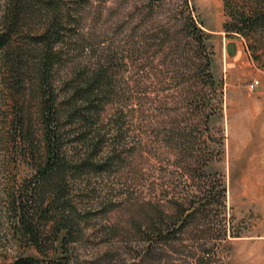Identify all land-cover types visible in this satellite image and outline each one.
I'll use <instances>...</instances> for the list:
<instances>
[{
  "label": "rangeland",
  "instance_id": "obj_1",
  "mask_svg": "<svg viewBox=\"0 0 264 264\" xmlns=\"http://www.w3.org/2000/svg\"><path fill=\"white\" fill-rule=\"evenodd\" d=\"M231 2L58 0L62 13L73 16L69 29L79 38L67 35V43L60 45L64 57L62 65L54 68V86L68 84L75 67L92 69L100 61H109L110 73L120 87L115 101L120 99L135 109V103L146 98L156 111L145 116L126 113L120 123L130 143L128 158L103 175H91L74 193V202L89 214L83 216L80 242L66 248L68 255L59 259L61 251L56 250V235L50 229L40 253L3 220L0 264H21L27 257L41 264L54 260L65 264L67 260L70 264H264V49L253 50V40L226 30L236 9ZM188 17L209 36L212 72L223 93L222 115L211 125L215 142L207 144L214 162L205 170L206 176L198 178L169 141V135L180 131L176 128L180 120L174 118L177 115L165 117L159 103L168 93L166 72L174 65L171 46L178 44L180 50L188 43L182 32ZM80 41H85L82 53L74 44ZM162 43L161 49L156 46ZM230 43L237 46L234 57L227 52ZM147 74L151 78L139 85ZM31 108L33 118L38 119V107L33 104ZM115 109L110 106L105 115L109 125ZM36 128L40 130V124ZM2 132L0 139H5L8 135ZM141 139L150 143L148 157L141 158L135 151V142ZM21 151L10 147L0 155V181L5 189L21 190L35 176ZM216 172L226 188L225 207L216 190L212 191ZM193 185L204 193H197V205L205 204L208 210L204 208L191 221L171 202L181 197L192 201L186 193L193 189L190 195H196ZM140 226L144 232L152 226L155 233L147 240L139 234ZM156 230L165 232V240Z\"/></svg>",
  "mask_w": 264,
  "mask_h": 264
},
{
  "label": "trees",
  "instance_id": "obj_2",
  "mask_svg": "<svg viewBox=\"0 0 264 264\" xmlns=\"http://www.w3.org/2000/svg\"><path fill=\"white\" fill-rule=\"evenodd\" d=\"M231 1L236 9L233 8L232 21L226 24V30L253 40V50L264 49V0ZM226 2L228 5L229 0ZM57 5L58 0H0V134L4 131L8 135L0 139V155L10 147L21 149L23 158L35 170L30 186L21 190L5 189L0 181V237L5 230L3 220H8L16 234L42 253L44 234L50 229L55 232L60 259L69 253L66 249L69 245L80 242L83 216L89 214L85 207L74 202V193L91 175H103L128 158L126 148L130 143L124 139V124L120 123L127 118L126 113L145 116L156 109H150L152 105L146 98H140V103L133 105L135 109L125 101H115L120 96V87L110 73L113 66L109 61H100L92 69L75 67L68 84L63 83L62 88L54 86V68L62 65L64 57V47L60 45L67 43V35L70 38L74 35L72 40L79 38L76 31L69 29L73 16L70 12L62 13ZM184 26L182 32L188 43L180 50L178 44L171 46L175 52L174 65L166 72L168 93L159 103L165 117L177 115L174 118L180 120L176 127L180 131L169 135V141L179 150L181 160L185 159V167L192 176L198 178L206 176L205 170L214 162L207 144L215 142L211 125L222 115L223 93L212 72L209 36L189 17ZM74 44L84 52L85 41ZM156 46L161 49L163 43ZM150 78L148 74L142 76L139 85ZM33 104L38 107V119L33 118ZM110 106L116 109L109 125L105 115ZM138 107L141 109L137 110ZM39 124L40 130L36 128ZM218 133L223 134L220 128ZM223 138L221 135L220 146ZM145 140L135 142V151L141 158L148 157L151 150ZM213 179L217 185L212 191L216 190L225 207L222 176L216 172ZM192 188H196V195H190L193 189L186 193L192 201L181 197L171 202L181 207L191 221L204 208L208 210L207 205H197L195 201L199 199L197 193L204 195L201 187ZM141 226L138 232L148 240L155 228L149 226L144 232ZM156 231L165 240V232ZM21 264H41V261L27 257ZM51 264L65 263L54 260Z\"/></svg>",
  "mask_w": 264,
  "mask_h": 264
},
{
  "label": "water",
  "instance_id": "obj_3",
  "mask_svg": "<svg viewBox=\"0 0 264 264\" xmlns=\"http://www.w3.org/2000/svg\"><path fill=\"white\" fill-rule=\"evenodd\" d=\"M227 52L230 57H234L237 53V46L234 43H230L227 45Z\"/></svg>",
  "mask_w": 264,
  "mask_h": 264
}]
</instances>
